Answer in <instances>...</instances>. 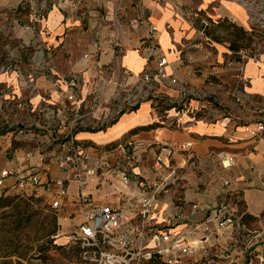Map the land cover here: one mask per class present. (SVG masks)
<instances>
[{
	"label": "crops",
	"instance_id": "obj_1",
	"mask_svg": "<svg viewBox=\"0 0 264 264\" xmlns=\"http://www.w3.org/2000/svg\"><path fill=\"white\" fill-rule=\"evenodd\" d=\"M114 2L57 0L33 23L31 29L35 30V34L25 37L24 42L39 49L34 58L46 55L48 58L76 61L63 72L54 66L45 68L46 64L38 63L37 70L19 69L9 74V84L15 91L25 89L29 92L24 105L28 111L31 108L32 112L38 111V118H31L32 123L44 129L25 136L18 134L16 139L20 141L19 145L8 141L2 146L0 142V172L7 167L28 166L26 150L56 151L58 144L49 139L67 130L75 119L80 123L77 137L90 147L91 165L96 164L97 158L103 155L94 154V147H105L127 136L142 144L155 140L192 141L195 164L183 151L175 152L170 160L166 159V163L179 169L173 182L155 201L156 222L164 224L177 213H182L183 217L170 227V231H186L191 224L204 220L211 209L227 201L234 193L239 197L240 205L248 211L247 224L264 232V138L250 136L235 119L215 118V115L223 114L228 103L231 108L236 106L226 98L227 95H215L203 101L202 104L209 108L199 112L196 121H191L192 116L188 114L182 116V127L160 123L165 106L158 104L155 107L151 101H143L103 125L107 115H111L121 85L132 83L146 71H153L160 57L167 60L168 77L164 82L168 85L159 84L158 90L174 94V88L169 86L172 77L189 79L196 86H206L203 84L204 78L211 72L219 73L228 49L199 34L192 25V12L200 10L216 25L229 19L247 29L246 8L236 0H139L134 8ZM133 18L139 19L136 28L129 24ZM151 26L157 28L154 35L156 54L154 59L148 60L147 43ZM258 58L244 61L242 76L245 82L242 89L247 99L264 100V53ZM40 67L44 70H40ZM195 69L198 70L197 75L192 74ZM236 75L234 72L229 74L230 77L226 74L230 82L237 86L239 78ZM72 77L78 82L75 100L68 98L71 92L69 80ZM211 90L217 92L216 88L211 87ZM192 103L198 104L196 101ZM173 113L174 110H171L170 114ZM157 152L154 146L143 149L135 168L139 176L152 183L159 181L167 172L165 169L155 170L153 164ZM225 153L235 156L236 161L232 166H223L221 155ZM115 157L110 155L107 160L113 162ZM45 168L43 180L63 173L55 161ZM226 180H229L228 185L224 184ZM11 185L22 187L14 177L7 178L4 188ZM39 189L49 196L52 203L53 192ZM68 190L62 206L68 207L71 215L80 220L74 228L84 219L80 192L89 196L93 204L121 209L127 218L133 217L135 212L131 201L146 192L135 183L126 189L109 172H105L104 176H93L89 184L82 188L71 180ZM194 204L198 206L195 211L192 209ZM66 216L68 218L69 215ZM202 235V232H198L195 239L198 241ZM230 237L228 230L218 236L213 235L207 243H201L207 246V250H201L196 257L213 254ZM136 241L138 244L152 245L151 241L142 237ZM256 247L264 255V238L256 242ZM214 264H249V258L240 256L237 262H232L222 257Z\"/></svg>",
	"mask_w": 264,
	"mask_h": 264
},
{
	"label": "built area",
	"instance_id": "obj_2",
	"mask_svg": "<svg viewBox=\"0 0 264 264\" xmlns=\"http://www.w3.org/2000/svg\"><path fill=\"white\" fill-rule=\"evenodd\" d=\"M192 17V25L197 28L199 34L210 38L207 32L215 26V21L200 10H194ZM195 19L197 26L194 23ZM129 24L136 28L139 25V19L133 18ZM156 31L155 26L149 29L148 60L154 59L156 54V43L154 42ZM259 56L260 54L247 56L244 53L243 57L245 60L250 58L258 60ZM244 61L238 68L240 76H242ZM166 64V58L160 57L153 71H146L132 83L121 85L111 115H107L103 125H107L119 114L134 109L143 101H151L155 107L158 104H164V114L159 118L162 124L182 127L184 123L181 118L185 114L192 116L191 121H196L198 113L209 108L202 102L216 95L210 86L217 77V72H211L204 78L203 84L207 87L193 85L189 79L180 80L172 77L169 80V86L174 88L175 93L170 94L157 89L159 84L168 85L164 82L168 77ZM232 64L233 61L229 59L228 65ZM197 71V69L193 70L192 74L197 75ZM239 75L237 86L222 83L223 89L228 93V100L234 102L236 106L231 108L228 103L225 105L223 114L215 115V118L235 119L244 126L250 136L264 138V100L247 99L246 92L242 89L245 82L244 77L240 78ZM69 83L71 92L68 98L75 100L78 82L72 77ZM193 101L198 104H193ZM171 110H174L173 114H170ZM237 114L240 115L237 116ZM27 127L20 125L18 134L27 135L29 133ZM79 128V120H73L67 130L49 139L50 142L58 144L56 151L26 150L25 158L29 161L28 166L23 164L2 169L0 196L7 178L14 177L19 186L32 185L53 192L54 199L51 204L58 208L64 204L71 180H75L82 188L89 184L90 178L96 175L104 176L105 172H109L120 180L126 189H130L134 183L145 189V193H141L139 197L131 201L132 206L135 207L131 218H127L119 208L91 203L89 196L80 192V199L84 205V219L68 234V239L72 245L76 246L85 264H203L205 261L206 264H214L222 257L237 262L240 256L249 258V264H264V255L256 247V242L263 240L264 232L262 229L253 228L247 224L248 211L240 205L239 197L234 193L227 201L211 209L204 220L191 224L186 231H170V227L183 217L182 213H177L164 224L156 222L155 201L158 195L173 182L179 169L169 162L166 163V159L170 160L175 152L183 151L189 154L190 162L195 164L192 141L155 140L142 144L132 136H127L105 147H94V154L103 153V155L97 158L96 164L91 165L89 164L90 147L77 137ZM150 146L158 149L153 164L155 170H167L166 174L154 183L142 178L135 171L140 152ZM110 155H116L113 162L107 160ZM52 161L56 162L63 173L60 176L43 180V169L46 170L45 167ZM235 161V156L232 154L221 155L224 167L232 166ZM224 184L228 185L229 180L224 181ZM197 208L196 204L192 206L194 211ZM225 230L229 231L231 237L222 244L221 249L213 251V254L196 257L201 250H207V246L201 243H207L213 235L218 236ZM198 232H202L203 235L197 241L195 236ZM192 236L194 237L191 238ZM138 237H142L143 240L148 239L152 245L138 244L136 241Z\"/></svg>",
	"mask_w": 264,
	"mask_h": 264
},
{
	"label": "rangeland",
	"instance_id": "obj_3",
	"mask_svg": "<svg viewBox=\"0 0 264 264\" xmlns=\"http://www.w3.org/2000/svg\"><path fill=\"white\" fill-rule=\"evenodd\" d=\"M57 0H0V142L20 144L18 127L28 126L27 132L36 133L39 128L32 123L38 118V111H28L24 105L29 92L17 90L9 84V74L15 70L35 68L38 63L46 67L54 66L59 72L65 71L76 60L68 58H34L35 45L27 46L24 38L35 34L32 30L47 10ZM114 3L135 7L139 0H114ZM247 10L245 23L241 28L229 19L215 24L207 35L225 46L228 50L220 65L217 77L212 81L216 96L226 97L223 84L234 85L228 77L233 72L239 75L238 68L247 56L264 53V0H236ZM130 21V20H129ZM197 26L196 19L194 20ZM229 59L233 61L228 65ZM44 62V63H43ZM41 66V65H40ZM44 68V67H43ZM40 70L42 67L39 68ZM227 74V76H226ZM213 77V75H212ZM229 99V96L226 97ZM218 102L219 99L217 100ZM222 103V102H220ZM106 105V104H105ZM219 108V107H217ZM34 119V118H33ZM68 207L55 208L49 196L32 185L21 188L11 185L4 188L0 196V264H85L76 246L67 238L68 233L80 221L71 215ZM68 216L65 218L64 216ZM66 216V217H67Z\"/></svg>",
	"mask_w": 264,
	"mask_h": 264
}]
</instances>
